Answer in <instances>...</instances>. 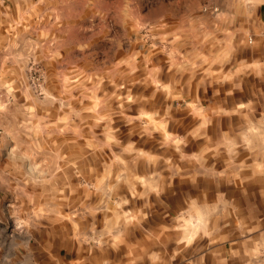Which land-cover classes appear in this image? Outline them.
I'll return each instance as SVG.
<instances>
[{"label":"rangeland","instance_id":"1","mask_svg":"<svg viewBox=\"0 0 264 264\" xmlns=\"http://www.w3.org/2000/svg\"><path fill=\"white\" fill-rule=\"evenodd\" d=\"M261 1L0 0V227L21 259L264 264Z\"/></svg>","mask_w":264,"mask_h":264},{"label":"crops","instance_id":"2","mask_svg":"<svg viewBox=\"0 0 264 264\" xmlns=\"http://www.w3.org/2000/svg\"><path fill=\"white\" fill-rule=\"evenodd\" d=\"M254 26H255V37L259 39V43L264 45V0L254 8ZM5 228L0 227V264H37L36 259L28 257L21 259V243L15 241L13 238L6 240ZM29 243H27L28 248ZM29 256V255H28ZM33 260V262H32Z\"/></svg>","mask_w":264,"mask_h":264}]
</instances>
